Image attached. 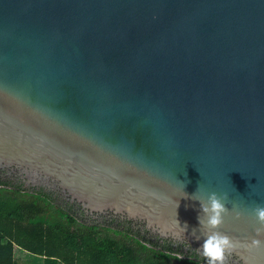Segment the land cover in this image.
<instances>
[{
  "label": "water",
  "instance_id": "1",
  "mask_svg": "<svg viewBox=\"0 0 264 264\" xmlns=\"http://www.w3.org/2000/svg\"><path fill=\"white\" fill-rule=\"evenodd\" d=\"M0 168L195 248L216 192L264 264V0H0Z\"/></svg>",
  "mask_w": 264,
  "mask_h": 264
},
{
  "label": "trees",
  "instance_id": "2",
  "mask_svg": "<svg viewBox=\"0 0 264 264\" xmlns=\"http://www.w3.org/2000/svg\"><path fill=\"white\" fill-rule=\"evenodd\" d=\"M15 248L30 254L29 264H206L138 223L92 218L57 191L0 170V264H20Z\"/></svg>",
  "mask_w": 264,
  "mask_h": 264
},
{
  "label": "clouds",
  "instance_id": "3",
  "mask_svg": "<svg viewBox=\"0 0 264 264\" xmlns=\"http://www.w3.org/2000/svg\"><path fill=\"white\" fill-rule=\"evenodd\" d=\"M227 197L219 196L216 192H210L206 202L199 201V212L197 213L198 227H192L189 231L196 241H201L199 247L195 251L206 259V264H225V253L231 249V239L218 231V226L222 224L224 215L229 211L234 212L238 219L241 213L236 210L237 205L233 204L230 209L227 205ZM252 215L255 217L257 227L254 228L256 236L264 234V205H257L251 209ZM179 222V221H178ZM180 223V222H179ZM184 232L189 230L187 222L182 224ZM200 229L197 234L196 230ZM260 241L253 239L252 246H259ZM183 259V256H179Z\"/></svg>",
  "mask_w": 264,
  "mask_h": 264
},
{
  "label": "flooded vegetation",
  "instance_id": "4",
  "mask_svg": "<svg viewBox=\"0 0 264 264\" xmlns=\"http://www.w3.org/2000/svg\"><path fill=\"white\" fill-rule=\"evenodd\" d=\"M0 170L2 171H5L6 174H10L11 175H16L18 176L23 182H25V178L26 179H30L28 178L25 174H21L20 171H18V169L14 168V170H10V169H1ZM15 171V172H13ZM30 181L33 185H37V186H43V187H47V188H51V189H54L56 191H58L54 186H53V183L51 181H44V180H35V181H32V179L28 180ZM60 193V192H59ZM60 195L62 196V194L60 193ZM63 197V196H62ZM64 198V197H63ZM82 209V208H81ZM83 210V209H82ZM89 216H91L92 218H100V216H93V215H90L88 214ZM102 216V215H101ZM103 216H108V215H103ZM109 216H113V215H109ZM114 217H119V216H114ZM121 218V217H119ZM121 219H124V218H121ZM134 223H138L139 225H141V227H143L144 229L145 228V225L141 222H135V221H132ZM147 230V229H146ZM149 231V230H147ZM149 233H151L149 231ZM152 235H155L153 233H151ZM158 238L160 239V241H162L164 238H161L158 236ZM166 240H169L171 241V243L176 246V245H181L182 248L184 249V251L188 250V249H191V250H195V246L193 245H190L188 242L186 241H179V240H174V239H166ZM197 254H199V252L196 251ZM200 255V254H199ZM201 256V255H200ZM225 264H241V261L238 259V257L236 255H227L225 254Z\"/></svg>",
  "mask_w": 264,
  "mask_h": 264
},
{
  "label": "rangeland",
  "instance_id": "5",
  "mask_svg": "<svg viewBox=\"0 0 264 264\" xmlns=\"http://www.w3.org/2000/svg\"><path fill=\"white\" fill-rule=\"evenodd\" d=\"M15 253H16L15 257L19 260L20 264H29L28 261H32L30 254L28 255V253L22 251L21 249L15 248ZM34 262L39 263V261H36V260H34Z\"/></svg>",
  "mask_w": 264,
  "mask_h": 264
},
{
  "label": "bare ground",
  "instance_id": "6",
  "mask_svg": "<svg viewBox=\"0 0 264 264\" xmlns=\"http://www.w3.org/2000/svg\"><path fill=\"white\" fill-rule=\"evenodd\" d=\"M17 250V249H16Z\"/></svg>",
  "mask_w": 264,
  "mask_h": 264
},
{
  "label": "crops",
  "instance_id": "7",
  "mask_svg": "<svg viewBox=\"0 0 264 264\" xmlns=\"http://www.w3.org/2000/svg\"><path fill=\"white\" fill-rule=\"evenodd\" d=\"M16 254V253H15Z\"/></svg>",
  "mask_w": 264,
  "mask_h": 264
}]
</instances>
